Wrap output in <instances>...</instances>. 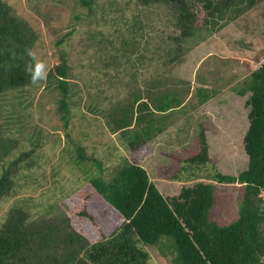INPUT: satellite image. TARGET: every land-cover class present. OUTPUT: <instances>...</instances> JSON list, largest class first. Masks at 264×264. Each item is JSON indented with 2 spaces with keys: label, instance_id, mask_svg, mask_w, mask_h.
<instances>
[{
  "label": "rangeland",
  "instance_id": "obj_1",
  "mask_svg": "<svg viewBox=\"0 0 264 264\" xmlns=\"http://www.w3.org/2000/svg\"><path fill=\"white\" fill-rule=\"evenodd\" d=\"M4 1L37 30L40 39L34 56L45 81L25 92H8L5 97L0 116L3 136L12 140L16 156L31 149L38 153L33 162L35 169L19 171L20 177L31 179H23L16 195L0 202V225L12 209L22 208L34 219H53L70 210L65 200L88 183L85 178L92 176L82 177L73 162L75 144L103 160L106 179H112L125 162L138 160L165 197L179 194L183 187L213 184V217L223 225L238 218L241 184H219L215 175L238 177L249 166L244 137L249 128L250 94L242 97L236 91L264 62L263 0H237L236 5L226 9L227 24L209 26L213 29L205 37L184 48L180 63H172L179 56L178 44L170 41L177 34L174 14L161 2L145 7L142 0H118L119 5H108L106 11L92 15L85 7L74 9L72 0H63L60 5L53 0H40L49 5L30 0ZM112 1L106 0L105 4ZM214 1L225 9V1ZM100 3L97 0L96 6ZM251 3L256 4L249 6ZM196 4L198 15L207 14L202 2ZM45 9L53 12L44 16ZM75 14L82 19L76 21L72 16ZM134 17L142 19L144 26L143 38L136 43L131 37ZM69 33L73 34L67 37ZM63 38L66 40L59 43ZM63 54L67 55L72 93L68 128L58 111L59 92L45 84L51 71L66 64ZM116 55L120 57L118 66L113 61ZM125 64L128 68L122 66ZM149 88L151 92L157 88L155 94L183 91L185 107L164 123L161 136L133 151L122 133H112L107 121L113 105L124 103V98L134 94L147 98ZM199 89L214 97L201 105ZM97 109L103 115L94 112ZM201 128L206 131L210 163L193 168L187 160L200 149ZM40 153L46 158L38 170ZM95 169V175L99 174ZM191 169L195 177L170 180L178 170L182 177H190ZM261 197L264 199V191ZM49 204L54 207L50 211ZM148 252L152 264H174V254L169 250L148 247Z\"/></svg>",
  "mask_w": 264,
  "mask_h": 264
},
{
  "label": "trees",
  "instance_id": "obj_2",
  "mask_svg": "<svg viewBox=\"0 0 264 264\" xmlns=\"http://www.w3.org/2000/svg\"><path fill=\"white\" fill-rule=\"evenodd\" d=\"M35 1L42 2L30 0ZM62 1L53 0L52 3L60 5ZM96 1L72 0V3L77 11L85 7L92 15L106 11L108 5L120 4L118 0L110 4L99 0L101 3L96 6ZM223 1L225 9L214 0H194L195 3L192 0H142V4L150 7L161 2L171 8L177 34H173L170 41L178 44L179 52L172 63H180L184 48L191 41L205 37L213 29L209 26L227 24L226 9L239 1ZM198 2L203 3L207 14L195 12ZM252 3L249 6L256 4ZM52 12L45 9L44 16ZM72 16L76 21L82 19L78 14ZM143 30L142 19L134 17L131 21L133 43L143 38ZM39 39L37 30L17 16L7 2L0 0V116L8 92H25L44 83L34 56ZM65 40L63 38L59 43ZM63 56L66 64L58 66L56 72L51 71L45 84L59 92L58 111L68 128L72 118V93L67 55ZM114 58L118 66L119 55ZM142 59L143 56L139 58ZM127 62H131L130 59ZM122 66L128 68L127 64ZM151 90L148 89L147 98L134 94L130 99L124 98V103L119 101L113 105L114 110L107 121L112 133H122L133 151L161 136L165 132L164 123L185 107L183 91L157 94V88ZM236 92L242 97L250 94L249 128L244 137L249 166L238 177L215 175L219 184L242 186L236 220L223 225L213 217L216 204V186L213 184L183 187L179 194L165 197L138 160L125 162L112 179H106L103 160L88 154L81 144H75L73 162L82 177L92 175L85 178L88 183L65 200L64 204L70 205V210L58 213L53 219H34L22 208L12 209L0 225V264H152L148 247L171 251L174 264H264V199L261 197L264 191V62ZM197 94L201 105L214 97L204 89H199ZM94 112L103 113L101 109ZM3 129L0 124V202L16 195L19 183L24 179L19 176V171L35 169L33 162L38 153L31 149L16 156L15 145L3 136ZM199 140L198 153L187 160L193 165L188 166L193 168L210 163L205 128H201ZM44 158L46 156L40 153L38 170ZM95 168L99 174L95 175ZM192 173L193 169L189 174ZM191 177L195 175L182 177L178 170L170 180L186 181ZM53 208L49 204V211Z\"/></svg>",
  "mask_w": 264,
  "mask_h": 264
}]
</instances>
